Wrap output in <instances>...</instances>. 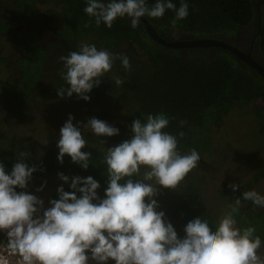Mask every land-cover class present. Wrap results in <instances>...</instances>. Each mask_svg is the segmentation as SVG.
Returning <instances> with one entry per match:
<instances>
[{
	"label": "trees",
	"instance_id": "1",
	"mask_svg": "<svg viewBox=\"0 0 264 264\" xmlns=\"http://www.w3.org/2000/svg\"><path fill=\"white\" fill-rule=\"evenodd\" d=\"M155 2L146 0L149 7L154 6ZM172 2L178 8L181 0ZM185 2L189 5V15L177 20L175 27L172 25L174 10H166L161 18L146 16L163 38L192 39L239 33L254 18L256 11L253 0ZM36 3L45 4L58 17L56 24L60 23L63 27L55 31L57 35H62L63 40H48L46 27L40 18V15L48 12L36 10ZM86 3L87 0H0V34H6L22 49L18 63L12 65L19 76L0 79V104L2 110L11 109L15 113L27 111L29 115L46 101L44 99L48 95L44 97L43 94L48 93V90L52 88L57 92V89L68 86L59 74L63 70V62L59 61V57L76 51L73 48L76 40L92 43L101 49L126 55L131 69L126 71L116 60L112 70L101 78L100 85L88 93V101L78 98L74 93L71 97H58L59 103L87 107L100 103L102 99L107 100L109 103L102 105L103 108L98 111L100 120L117 127L119 134L111 137L95 136L88 129L81 130L88 141L82 151L91 153L89 167L85 170L72 162L68 155L63 157V163L57 160L60 131L53 135V142L45 150L39 151L37 144L31 141L33 135L27 128L21 130L22 136L0 125V162L5 165L6 172H10L17 162L18 153L25 151L31 154L25 157V162L29 166L35 165L37 169L32 177L57 173L69 177L73 174L92 176L100 184L96 191L102 199L108 181L106 165L102 163L104 155L107 148L130 139V125L134 119L143 120L149 113L160 112L174 117L164 131L177 137L178 151L190 153L195 149L201 160L202 152L211 155L215 150L212 144L213 129L235 106L245 104L251 107L255 124L253 129L248 130L251 137H244L249 142L241 147L247 174L231 182L238 184V189L233 191L229 187L231 184L224 180L207 198V178L203 174L204 169L201 165L198 168V164L177 189L157 186L158 194L153 198L159 205L157 211L165 213L166 219L182 238L185 235L184 226L197 216L207 219L209 226L214 229L219 218L229 210V205L244 191L255 190L264 195V190L256 188H264V76L224 47H172L161 44L150 37L141 20L135 29L127 16L117 18L112 28L103 22L97 27L94 18L83 10ZM30 19L37 22L38 30H29L26 22L22 26L16 25L24 20L29 22ZM86 22H89L87 28L84 27ZM64 42L69 44L68 47ZM258 49L264 57V24L258 33ZM198 50H202V53ZM5 59L9 60L0 56L1 61ZM114 77L121 78L122 85L116 86ZM257 100L261 104H257ZM181 120L185 121L182 126ZM180 132L184 133L182 137L178 135ZM233 152L238 153L236 149ZM146 170L142 167L140 176L133 179H142ZM69 184L63 186L65 191H71ZM49 196L48 201L58 199L57 191H52ZM220 200L225 206L220 204ZM235 218L237 227L256 228V235L262 241L258 254L264 257V207L242 200V207ZM0 243L7 244V236L3 232H0Z\"/></svg>",
	"mask_w": 264,
	"mask_h": 264
},
{
	"label": "clouds",
	"instance_id": "2",
	"mask_svg": "<svg viewBox=\"0 0 264 264\" xmlns=\"http://www.w3.org/2000/svg\"><path fill=\"white\" fill-rule=\"evenodd\" d=\"M188 9L185 0L178 8L172 0H156L152 7L146 0H87L83 10L94 18L97 27L103 22L112 28L117 18L127 16L135 29L141 17L161 18L166 10L175 11V27L177 20L187 18ZM84 27H89V22ZM116 60L126 71L131 69L126 55L81 43L79 51L59 57L63 62L59 74L68 86L57 89V96L65 98L75 93L88 101V93L100 85ZM113 79L116 86L122 85L121 78ZM73 119L69 114L60 128L57 160L63 163V157L68 155L86 170L91 153L82 149L88 141ZM170 119L174 117L163 112L134 119L130 139L107 148L102 163L106 165L108 181L102 199L97 195V180L74 176L69 184L71 191L59 186L58 199H50L45 208L43 199L16 190L27 189L37 170L25 162L31 154L19 152L10 172L0 162V232L6 233L8 255L19 257L18 264H89L90 260L107 264L110 259L115 264H264V257L258 254L262 241L256 228L237 227L235 218L242 200L264 207V195L255 190L237 197L214 229L207 219H191L184 226L182 238L165 213L157 211L159 205L153 198L158 194L157 186L177 189L200 162L195 149L182 155L177 137L164 131ZM184 123L180 121L181 126ZM82 127L95 136L119 134L117 127L95 117ZM178 135L182 137L184 133ZM142 167L147 169L143 178L134 180ZM57 175L61 181H69V176ZM229 187L236 191L239 185L231 183ZM0 264H10V260L0 257Z\"/></svg>",
	"mask_w": 264,
	"mask_h": 264
},
{
	"label": "rangeland",
	"instance_id": "3",
	"mask_svg": "<svg viewBox=\"0 0 264 264\" xmlns=\"http://www.w3.org/2000/svg\"><path fill=\"white\" fill-rule=\"evenodd\" d=\"M35 8L42 12H51L47 9L45 4L36 3ZM12 14V13H9ZM226 36H230L232 33H222ZM47 42V40L45 41ZM74 47L76 51H79L81 45L80 40H76ZM88 43V42H83ZM92 44V43H88ZM98 49L100 47L96 46ZM22 49L15 44L6 34H0V56L8 58L9 60H0V79H8L10 76L18 77L19 73L16 72V67L12 66L13 64L18 63L19 55L21 54ZM2 85L0 84V90ZM48 93L43 94L48 95L45 97V102H42L36 109L32 110L30 114L26 112L15 113L11 109L2 110L3 106L0 104V125L5 129L9 130L12 133H21L23 128H27L29 132L32 133L33 137L31 141L37 144L39 151L45 150L52 142L53 135L56 132H59L60 128L63 126L64 122L68 119L69 114H71L73 119V124L77 127L83 129L82 125L87 122L89 118L95 117L97 119L101 118L100 113L98 112L102 105H107L109 102L105 99H102L100 103L89 105L87 107H72L71 103L61 104L57 96V92L53 91L51 88ZM41 99L43 97H40ZM260 100H257V104H261ZM5 104V102H4ZM251 107L248 105H238L235 106L227 115L224 117L222 122L213 129V139L212 144L215 147V150L211 155L208 152H202L201 160L199 166L203 170V174L207 178V189L209 192L207 198H210L218 187L221 181L230 183L233 180H237L239 177H244L246 172V159L241 153V147L246 146L248 140H244V137L249 139L252 134L248 130L253 129L255 124V119L253 118ZM32 116H35L31 121ZM17 117V118H16ZM77 122H80L77 124ZM233 149H236L238 153H234ZM182 155L189 154L185 151H179ZM260 157V156H258ZM74 176H80L79 174H73L69 177V181L66 183L60 181L57 175H48L45 177L34 176L28 183L27 189H20V191H27L33 195H36L38 198L43 199L44 207L49 206L48 199L49 194L52 191H57L59 186H64L71 183V178ZM242 177V178H243ZM44 185L40 191H37L41 185ZM257 190L262 191L263 189ZM263 195V193H259ZM216 202V201H214ZM219 204V202H218ZM220 204L225 206V203L220 200ZM5 249V250H4ZM5 251V252H4ZM0 257H8L10 264H18L19 257L9 256L6 246L0 243ZM115 263L113 260H109L107 264ZM89 264H96L95 261L90 260Z\"/></svg>",
	"mask_w": 264,
	"mask_h": 264
},
{
	"label": "flooded vegetation",
	"instance_id": "4",
	"mask_svg": "<svg viewBox=\"0 0 264 264\" xmlns=\"http://www.w3.org/2000/svg\"><path fill=\"white\" fill-rule=\"evenodd\" d=\"M255 2V13L254 18L244 26L239 33H232L230 36H226L224 34H219L217 38L224 39L234 44L244 52L250 53V55L258 61L262 66H264V57L262 56L260 50L258 49V33L261 29V25L264 24V0H253ZM37 10V9H36ZM41 23L46 27V34H48L47 38L63 40L62 35H57L55 29L62 28L63 26L59 23L56 24L58 17L54 14H42L40 15ZM27 23V28L29 30H38V24L34 19H30L29 22L24 20L18 26H22L23 23ZM2 26L0 22V27ZM64 45L68 47L69 44L64 42ZM198 52L202 53V50H198Z\"/></svg>",
	"mask_w": 264,
	"mask_h": 264
},
{
	"label": "water",
	"instance_id": "5",
	"mask_svg": "<svg viewBox=\"0 0 264 264\" xmlns=\"http://www.w3.org/2000/svg\"><path fill=\"white\" fill-rule=\"evenodd\" d=\"M143 22L148 34L152 39L155 41L172 47H179V46H220L227 48L228 50L232 51L237 57L242 59L244 62L249 64L251 67L255 68L261 75L264 76V66H262L258 61H256L248 52H244L234 44L230 43L221 38L217 37H201V38H192V39H175V40H167L163 38L158 32L155 30L153 25L149 22L146 16L140 18Z\"/></svg>",
	"mask_w": 264,
	"mask_h": 264
},
{
	"label": "built area",
	"instance_id": "6",
	"mask_svg": "<svg viewBox=\"0 0 264 264\" xmlns=\"http://www.w3.org/2000/svg\"><path fill=\"white\" fill-rule=\"evenodd\" d=\"M4 233V232H3ZM4 235L6 236V233H4ZM5 250V249H4Z\"/></svg>",
	"mask_w": 264,
	"mask_h": 264
}]
</instances>
